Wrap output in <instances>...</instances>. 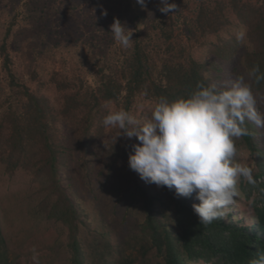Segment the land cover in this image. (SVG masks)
<instances>
[{
  "label": "trees",
  "instance_id": "16d2710c",
  "mask_svg": "<svg viewBox=\"0 0 264 264\" xmlns=\"http://www.w3.org/2000/svg\"><path fill=\"white\" fill-rule=\"evenodd\" d=\"M170 2L177 10L162 14L159 0L143 10L135 0H0V175L34 188L30 219L55 234L65 264H248L264 251V129L246 121L250 134L235 140L234 160L255 185L241 180L227 216L204 226L195 193L145 183L128 166L139 141L102 124L110 110L144 119L159 97L238 76L264 112V80H248L255 65L264 73V0ZM114 18L133 30L127 49L110 33ZM28 31L36 39L23 72L13 52ZM106 197L121 210L116 237L97 209Z\"/></svg>",
  "mask_w": 264,
  "mask_h": 264
},
{
  "label": "clouds",
  "instance_id": "9594fccd",
  "mask_svg": "<svg viewBox=\"0 0 264 264\" xmlns=\"http://www.w3.org/2000/svg\"><path fill=\"white\" fill-rule=\"evenodd\" d=\"M135 2L142 10L147 8L146 0ZM174 10L175 3L159 0L160 13ZM102 14L107 15L106 11ZM110 33L125 49L134 42L133 30L119 19L114 18ZM253 79L257 83L264 80L259 65L248 73V80ZM259 102L264 103V97ZM257 104L251 84L244 76H238L222 86L198 82L187 97L171 101L159 97L144 119L125 109L110 110L102 124L105 128H118L117 137H135L139 141L128 154V166L145 183L174 189L177 196L190 197L195 193L199 204L192 205L193 211L200 224L207 226L227 216L229 206L239 195L237 185L241 180L256 183L252 168L236 162L234 157L235 140L250 134L246 121L264 129V112L258 110ZM238 213L236 220L249 225L250 220L244 223L245 216ZM248 264H264V251L258 250Z\"/></svg>",
  "mask_w": 264,
  "mask_h": 264
},
{
  "label": "rangeland",
  "instance_id": "374dc122",
  "mask_svg": "<svg viewBox=\"0 0 264 264\" xmlns=\"http://www.w3.org/2000/svg\"><path fill=\"white\" fill-rule=\"evenodd\" d=\"M70 21L73 23L72 19ZM35 39L34 33L29 31L16 38L19 51L12 50L14 64L23 72H26L33 62L29 49ZM33 190L23 177L0 175V228L6 245L7 264H65L51 250L56 239L55 234L52 231L44 232L41 226L35 225L30 219V198L33 196ZM111 205L112 202L106 197L100 201L97 209L104 213L106 222L116 237L120 235L121 210L113 213ZM239 209H233V214ZM98 218L97 214L96 219ZM248 219L245 216L244 223H247Z\"/></svg>",
  "mask_w": 264,
  "mask_h": 264
}]
</instances>
